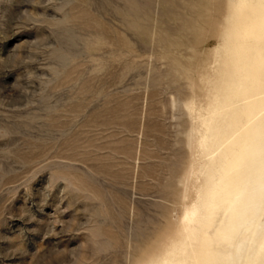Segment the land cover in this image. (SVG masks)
<instances>
[{
    "label": "rangeland",
    "instance_id": "1",
    "mask_svg": "<svg viewBox=\"0 0 264 264\" xmlns=\"http://www.w3.org/2000/svg\"><path fill=\"white\" fill-rule=\"evenodd\" d=\"M262 131L264 0H0V264H253Z\"/></svg>",
    "mask_w": 264,
    "mask_h": 264
},
{
    "label": "bare ground",
    "instance_id": "2",
    "mask_svg": "<svg viewBox=\"0 0 264 264\" xmlns=\"http://www.w3.org/2000/svg\"><path fill=\"white\" fill-rule=\"evenodd\" d=\"M248 82V81H247ZM263 133H264V131H262V132H260V135H259V138H257L258 139V141L260 142V145L262 146L261 147V150L260 151H262L263 153H264V136H263ZM258 135V134H257ZM244 136V135H243ZM262 136V137H261ZM254 137V136H253ZM257 137V136H256ZM245 139H246V137H245ZM254 139H256L255 137H254ZM244 140V139H243ZM252 142H253V140H252ZM248 143V142H247ZM250 143H251V141H250ZM247 145L248 144H245L244 145V149L246 150V148H247ZM248 150H250V149H248ZM259 151V150H258ZM246 153H247V151H245ZM258 153V152H257ZM260 153V152H259ZM243 155H246V154H244L243 153V151L242 152H240L239 153V155H238V157L236 158V159H234L233 160V162H232V164L228 167V169H227V184H233V183H242V181H241V178H242V173H241V168H242V166H243V164H242V159H243ZM252 155H253V152H252ZM255 155V154H254ZM237 156V155H236ZM259 160V159H258ZM257 160V161H258ZM260 163H261V166H259V169H258V176H259V180H260V182H257L258 184L256 185V186H254L253 188L251 187V189H252V192H251V196L250 197H245V195L243 194V197H242V199H240V197H239V199H238V197H235V200H233V201H235L232 205H230L229 207L231 208V206H233L236 202H237V199H238V204L236 205L235 204V206H233V209H234V207H235V209L234 210H238L239 208H241V207H243V209H244V203L246 202V201H248V205H250V208H251V210L253 209H256V207H257V202H258V199H261V197L263 198L264 197V178H263V175H264V155H262V157L260 156ZM251 164V163H250ZM253 164V163H252ZM256 173H257V171H256ZM226 175V174H225ZM255 178H257V177H255ZM246 180V179H245ZM244 183H245V181H244ZM247 184V183H246ZM254 184V183H253ZM255 185V184H254ZM253 186V185H252ZM234 188H236V187H234ZM249 188V187H248ZM228 190H229V188H228ZM239 190V189H238ZM230 191V190H229ZM232 191V190H231ZM234 191V190H233ZM242 191V190H241ZM240 190H239V192L237 191V194H235L236 196H240V192H241ZM243 191H245L246 192V189L245 190H243ZM242 191V192H243ZM235 192V191H234ZM228 194H230L231 196H232V193H229L228 192ZM234 194V193H233ZM249 195V194H248ZM226 196H229V195H226ZM241 196H242V194H241ZM227 199V201H228V197L226 198ZM247 203V202H246ZM247 207V206H246ZM249 208V209H250ZM242 209V210H243ZM258 209V208H257ZM246 210V209H245ZM247 210H248V207H247ZM230 211H233V210H230ZM257 211V210H256ZM234 212V211H233ZM238 212V211H237ZM240 212V211H239ZM242 212H244L245 213V211H242ZM236 213V212H235ZM246 213H248V211L246 212ZM245 213V214H246ZM233 214V213H232ZM232 214H230L231 216H232ZM239 214H242V213H239ZM242 215H244V214H242ZM250 215H251V213H250ZM233 216H235V214L233 215ZM236 216H237V213H236ZM247 216H249V215H247ZM246 216V217H247ZM228 217H230L229 215H228ZM239 217L241 218V216L239 215ZM239 217H236L237 219L239 218ZM246 217H244V218H246ZM255 217V216H254ZM236 218L234 217V219H233V217H231V220L233 219V220H235V222L232 220L230 223H229V219H227V225L228 226H230V225H233L234 226V228H235V224H237L236 222H238V220H236ZM232 222H234V223H232ZM242 222V221H241ZM230 225H229V224ZM244 223V222H243ZM255 224L256 223H254V225H253V227L255 226ZM227 225H225V226H227ZM242 225L243 224H241V227H242ZM239 227V228H238ZM238 227H236V231H237V229L239 230L240 229V224L238 225ZM256 228H257V226H255ZM224 228H231V226L230 227H223V229ZM243 228H244V226H243ZM245 228H248L249 229V227H245ZM222 229V230H223ZM233 229V228H232ZM231 229V230H232ZM247 229V230H248ZM225 230H228V229H225ZM245 230V229H244ZM250 230H253L252 229V226H251V229ZM235 231V230H234ZM240 231V230H239ZM254 231V230H253ZM228 232V231H227ZM230 232V231H229ZM229 232L227 233V234H225L226 236L229 234ZM231 232H233V230L231 231ZM246 232H249V231H246ZM252 231H250L249 233H248V235L250 236V233H251ZM243 233H245L244 231H243ZM234 235H236V234H238L237 232H234L233 233ZM240 234V233H239ZM247 234V233H246ZM245 234V235H246ZM221 235V234H220ZM244 235V234H243ZM241 236V235H239V237H244V236ZM230 237H231V233H230V235H229ZM229 236H227L226 238H227V240L229 239V240H231V238H237V235H236V237H231V238H228ZM233 236V235H232ZM261 236V235H260ZM248 236H246V238H247ZM251 237V236H250ZM222 238L224 239L225 237H223L222 236ZM246 238H243V239H239V240H246ZM252 238H253V235H252ZM258 238V237H257ZM233 239V240H234ZM260 239V241H259V243L257 244V248H256V251H254L255 249L253 248V251L255 252L253 255H255V257H256V261L253 263V264H264V231H263V234H262V236H261V238H259ZM225 240V239H224ZM228 240V241H229ZM251 240H253V239H251ZM251 240H249V241H251ZM226 241V240H225ZM227 241V242H228ZM232 241V240H231ZM254 241V240H253ZM245 242H247L246 244H249L248 243V240L247 241H245ZM237 243V242H236ZM241 243H243V242H241ZM251 243V242H250ZM245 244V243H244ZM238 245H241V244H237V247H238ZM250 245V244H249ZM249 245H247V246H249ZM254 245V244H253ZM252 245V246H253ZM236 246V245H235ZM244 246V245H243ZM243 246H240V247H243ZM247 246H245V247H247ZM251 246V245H250ZM249 248H251V247H249ZM247 249V250H250V249ZM235 249L237 250V248L235 247ZM240 248H238V250H239ZM240 250H242V254L244 255V256H248V255H245L244 253H246V248L245 249H240ZM233 251H234V249H233ZM239 252V251H238ZM233 253H237V252H233ZM217 254H219V253H217ZM216 254V255H217ZM241 254V257L243 256ZM223 255V254H222ZM222 255H219L218 257H219V259L221 258V260L224 258L225 259V257H221ZM226 255V254H225ZM225 255H223V256H225ZM238 255V254H237ZM213 256V255H212ZM234 256H236L235 254H234ZM244 256L242 257V258H244ZM252 256V255H251ZM214 257V256H213ZM226 257H227V255H226ZM240 257V252H239V255L237 256V259L239 260V261H241L239 258H241ZM254 256H252V258L251 259H254L253 258ZM247 258V257H246ZM250 258V256L248 257V259ZM212 259H214V258H212ZM219 259H217L216 258V261L217 260H219ZM229 259V258H228ZM236 259V258H235ZM245 259V258H244ZM244 259H243V262H244ZM221 260H219V261H221ZM229 260H231V258L229 259ZM228 260V262H227V259L225 260V263L227 262V263H229V262H232V261H229ZM234 260V259H233ZM237 260V261H238ZM238 261V262H239ZM249 262L251 261L250 259L248 260ZM222 262V261H221ZM220 262V263H221ZM237 262V263H238ZM242 262V261H241ZM252 262V261H251ZM250 262V263H251ZM223 263H224V261H223ZM231 264V263H230ZM240 264V263H239Z\"/></svg>",
    "mask_w": 264,
    "mask_h": 264
}]
</instances>
